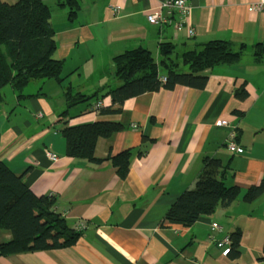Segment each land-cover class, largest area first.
<instances>
[{
    "label": "crops",
    "instance_id": "0c3cea01",
    "mask_svg": "<svg viewBox=\"0 0 264 264\" xmlns=\"http://www.w3.org/2000/svg\"><path fill=\"white\" fill-rule=\"evenodd\" d=\"M44 1L51 8L55 56L64 62V85L99 96L92 105L70 108L65 118L63 88L54 79L35 82L39 91L28 96L9 92L0 107V157L25 174L36 195H55L57 211L81 236L69 247L0 256V264H264V61L253 55L254 45L264 43V12L253 9L257 0H188L185 25L193 36L148 21L164 0H79L73 20L67 7ZM216 39L235 50L247 47L237 63L215 68L203 89L177 85L131 97L119 113L96 109L98 102L109 106L110 96L99 97L122 83L114 74V56L143 46L158 58L164 41L181 49ZM242 88L244 99L236 94ZM222 118L237 127L244 153L228 149L232 127L217 126ZM65 120H112L123 129L98 139L95 155L103 160L93 163L66 155L60 132ZM126 149L132 150L131 163L121 177L109 156ZM49 152L59 159L51 160ZM208 157L229 167L225 182L239 188L238 197L191 226L170 223L169 208L194 186ZM252 187L262 189L248 200ZM214 222L221 229L213 230ZM238 230L239 255H225L220 241ZM12 238L0 230V243Z\"/></svg>",
    "mask_w": 264,
    "mask_h": 264
},
{
    "label": "trees",
    "instance_id": "16d2710c",
    "mask_svg": "<svg viewBox=\"0 0 264 264\" xmlns=\"http://www.w3.org/2000/svg\"><path fill=\"white\" fill-rule=\"evenodd\" d=\"M56 1L59 6L69 9V19L76 17L79 0ZM246 47L243 43L235 50L229 41L216 39L193 48L179 49L177 42L164 41L159 45L158 58L143 46L126 50L113 58L114 74L121 80V85L108 88L99 98L110 96L111 104L99 107L96 104V109L100 114L119 113L125 100L131 97L161 88L173 89L177 85L203 89L215 68L237 63ZM57 49L51 8L44 0H18L15 3L0 0V104L6 101L8 93L5 95L4 89L7 86L11 87L9 92L24 97L28 96L25 87L32 81L54 79L62 86L61 96L67 104L62 117H68L69 109L78 104L92 105L98 99V92L89 95L76 90L70 83L64 85V62L55 56ZM253 55L255 61H264V43L254 45ZM236 94L241 99L248 95L243 88ZM122 129L123 124L112 120L79 125H70L65 120L60 132L66 142V155L100 163L103 159L95 155L98 139L111 138ZM235 133L237 141L236 126ZM131 157V149L109 156L121 177L127 175ZM228 169L220 158L204 159V167L194 186L178 196L167 212V220L191 226L200 217L213 214L219 204L229 205L234 201L239 188L226 184ZM261 189L250 188L246 199H254ZM57 203L53 194L36 195L27 184L25 174L16 173L0 157V230L10 231L13 235L11 241L0 243V256L76 244L81 232L71 227L57 211ZM230 239L229 255L237 257L241 231L233 232Z\"/></svg>",
    "mask_w": 264,
    "mask_h": 264
},
{
    "label": "built area",
    "instance_id": "2783aa9c",
    "mask_svg": "<svg viewBox=\"0 0 264 264\" xmlns=\"http://www.w3.org/2000/svg\"><path fill=\"white\" fill-rule=\"evenodd\" d=\"M164 9L167 10L168 15H165ZM191 6L189 5L188 0H164L159 9L154 12H151L147 15V19L150 23L153 24H170L174 26L177 30H186L189 36H193L195 31L193 28H190L189 25H185L187 17L189 16ZM253 9L264 12V0H257L253 4ZM115 10L118 12L120 7H115ZM177 16V17H176ZM162 80L165 81L166 78L162 77ZM102 106V102L97 103V107ZM215 124L222 127H232L228 136V149L235 154H242L245 152V148L236 141L235 126L231 125L230 121L227 119H218ZM49 157L53 161H57L59 156L53 152H49ZM81 226H79L80 228ZM82 228V227H81ZM213 230L221 229V226L214 222L212 224ZM230 236H226L223 240L220 241V246L223 247V253L225 255L230 252Z\"/></svg>",
    "mask_w": 264,
    "mask_h": 264
},
{
    "label": "rangeland",
    "instance_id": "374dc122",
    "mask_svg": "<svg viewBox=\"0 0 264 264\" xmlns=\"http://www.w3.org/2000/svg\"><path fill=\"white\" fill-rule=\"evenodd\" d=\"M35 82H37V81H32L30 84H28L27 87H25V91L24 92L27 93V92H30V91H33V90L35 92H38L40 87L36 88L37 85H36ZM9 90H11L10 86L5 87L4 94L6 95L8 93L7 95H9ZM3 104L4 103L0 104V107L3 106Z\"/></svg>",
    "mask_w": 264,
    "mask_h": 264
}]
</instances>
